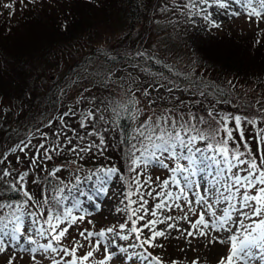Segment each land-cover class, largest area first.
Here are the masks:
<instances>
[{
    "label": "snow or ice",
    "instance_id": "obj_1",
    "mask_svg": "<svg viewBox=\"0 0 264 264\" xmlns=\"http://www.w3.org/2000/svg\"><path fill=\"white\" fill-rule=\"evenodd\" d=\"M170 5L159 11L197 28L194 44L222 27L221 16L243 15L264 32V0ZM3 7L12 14L14 3ZM128 59L118 68L97 58L35 126L9 130L0 119L3 264H264V95L164 64L170 78L148 66L162 60L146 51ZM105 211L122 222L97 228L95 216ZM168 240L180 256L167 251ZM196 248L203 251L189 256Z\"/></svg>",
    "mask_w": 264,
    "mask_h": 264
},
{
    "label": "trees",
    "instance_id": "obj_2",
    "mask_svg": "<svg viewBox=\"0 0 264 264\" xmlns=\"http://www.w3.org/2000/svg\"><path fill=\"white\" fill-rule=\"evenodd\" d=\"M164 3L136 0L139 6L129 7V0H48L39 5L15 0L12 14L0 13V119L9 130L35 126L55 114L60 90L73 88L76 75L97 58L107 61L106 67L116 63L120 68L132 63L128 54L137 50L161 59V64L148 66L170 78L164 64L171 65L173 72H199L229 91L264 95V35L241 37L235 27L213 30L199 45L197 59L187 43L193 26L184 24L179 14L161 13ZM169 20L181 22L170 25ZM257 39L260 45L255 44ZM101 50L117 61L108 60ZM228 81L236 88L229 89ZM4 139L0 130V143ZM110 154L113 159L118 156Z\"/></svg>",
    "mask_w": 264,
    "mask_h": 264
},
{
    "label": "rangeland",
    "instance_id": "obj_3",
    "mask_svg": "<svg viewBox=\"0 0 264 264\" xmlns=\"http://www.w3.org/2000/svg\"><path fill=\"white\" fill-rule=\"evenodd\" d=\"M43 1H48V0H35V2L33 4L39 5ZM6 3H14V7L11 10V12L13 13L14 8H15V0H0V13H10V11L8 9L3 7V5ZM213 10L214 9H209V11H213ZM220 20L222 21V27L219 30H216L218 32H222L225 28L235 27L238 34L241 37L256 39V38L264 35V32L258 33L257 26L254 23H248L243 15L240 16L239 18H231V19L227 18L226 16H221ZM197 24H203V21L198 19ZM259 29H264V23L259 24ZM197 31H198V29L193 27L192 32L187 36V43H188V49L196 56L197 59H199L200 55L198 53V47L202 43L206 42V40H208V38L211 36V33L210 34H202V39L197 41L194 44L192 38L196 35ZM82 74H83L82 72H79L76 75V79H79L80 75H82ZM153 175H160V172L155 171L153 173ZM85 187H86V190L90 191V187L88 185H86ZM115 203H116V201H106V204L108 206H114ZM85 206L88 207L90 211H95V209L92 207L91 204L86 203ZM92 218L93 217H89V219H92ZM117 219H118V217L115 214L110 215V214H108L107 211H105L103 213V215L98 213L95 216V220L97 221V228L100 226H106L110 222L115 221ZM81 227H89V225H87L85 223V224L81 225ZM70 231H72V230L70 229ZM72 234L74 237L77 235L76 232H74V231L72 232ZM161 242L164 243L165 248L167 249V251L172 256L178 257L181 255L178 248L174 249L172 247L173 245L178 243L176 240H168V241H161ZM119 243L123 245L125 242L120 241ZM197 243H198L197 240H192V245H196ZM179 245H180V247H186V244L183 241H180ZM202 251L203 250L201 248H196L195 252H189L188 255L191 257H195L196 255H199ZM3 259L4 258L2 256H0V262L3 263ZM115 264H141V262L137 261L135 259H133V260L123 259L122 261L121 260L115 261ZM185 264H187V262H185ZM204 264H211V262L208 259H205Z\"/></svg>",
    "mask_w": 264,
    "mask_h": 264
}]
</instances>
